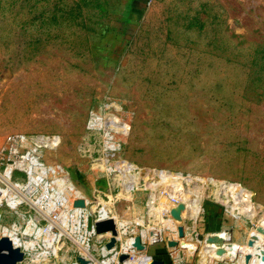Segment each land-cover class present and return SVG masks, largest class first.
I'll return each mask as SVG.
<instances>
[{
	"label": "rangeland",
	"instance_id": "obj_1",
	"mask_svg": "<svg viewBox=\"0 0 264 264\" xmlns=\"http://www.w3.org/2000/svg\"><path fill=\"white\" fill-rule=\"evenodd\" d=\"M14 133L58 138L43 160L62 167L89 225L105 204L121 242L143 233L133 259L160 233L184 264H217L201 256L208 233L234 231L242 247L264 237V0H0V146ZM179 204L180 221L167 213ZM54 217L0 204V237L36 243L18 264H77ZM28 220L52 226L55 254ZM98 237L93 261L117 264ZM237 251L218 260L242 264Z\"/></svg>",
	"mask_w": 264,
	"mask_h": 264
},
{
	"label": "built area",
	"instance_id": "obj_2",
	"mask_svg": "<svg viewBox=\"0 0 264 264\" xmlns=\"http://www.w3.org/2000/svg\"><path fill=\"white\" fill-rule=\"evenodd\" d=\"M40 136L45 135H27L23 133H14L8 134L5 137L4 142L0 146V185H5L6 188L0 187L5 189L6 191L10 192L12 196L10 198L11 202L18 201V204L12 208L9 203L6 201V197H2L0 200V204L5 201V205L10 208L11 210L16 211L17 208L22 205H27L29 208L37 211L38 214L42 216H53L62 223L66 222V224L62 225L64 228L69 230V233L72 235V240L74 242L82 241L87 246V257L90 261H93L95 248H92V252L89 251L90 248V240L97 238V241L100 244V253L103 256H109V261L116 260L117 264H121L118 261V257L121 253H127L129 258L134 257L135 249L130 246V244H126V241L121 242L120 240V229L116 222V217L112 214L111 210L105 205L102 204L100 207L96 208L93 211L94 218L92 219L93 222L89 225L88 217L92 216L87 212L86 205H81V208L77 210L75 203L78 201V196L75 195L74 190H76L74 184L70 189L68 187V182H70L63 173V169L59 165H49L46 164L43 160V153L47 149L53 148L58 143V138L56 144L54 145V136H45L48 137L47 141L44 140ZM114 142H106L104 144V148L106 152L115 151L116 149H112L110 147L111 144H115ZM51 143L50 145H48ZM116 145V144H115ZM117 148V147H116ZM106 161V160H105ZM103 166L105 167V163L103 162ZM8 168H11L8 171ZM119 168V165H118ZM110 171V169H107ZM18 174L22 176L23 179H14V175ZM19 180V181H16ZM21 181V182H20ZM134 185L137 183L134 182ZM133 184H127L129 187L130 185L134 186ZM130 189V187H129ZM77 191V190H76ZM151 202V201H150ZM148 206V205H147ZM148 210L150 208L148 206ZM148 211V212H149ZM168 214L170 213L167 212ZM54 217V218H55ZM111 218L115 221V227L117 231L116 237V244L111 250H106L104 244L108 241L111 234L109 232L104 234H98L94 228V222L100 221L104 219ZM68 221L71 223L68 224ZM38 221L35 222H27V226H31V230L33 231L36 228L42 229L43 237L40 240L42 246L45 249L51 248L55 241L54 235L52 236V226L48 225L46 228H41L37 226ZM69 225V227H68ZM25 232L24 229V233ZM69 235L68 233H66ZM124 235L126 233H123ZM51 235V236H50ZM155 236L153 239H148V241H155V240H163L160 236ZM141 238V243L145 244V240H143V234L139 235ZM44 237H52V244L49 246L44 241ZM20 238V237H19ZM21 239V238H20ZM165 244L169 248V253L171 256V264H184L185 259L189 258V255L186 256L183 253H175L180 245L179 241L177 246H168L167 242L170 241V238H167ZM173 240V238H172ZM22 241V240H21ZM26 242V241H23ZM92 246H94L92 244ZM23 254L27 249L21 248ZM197 254V253H195ZM198 255V254H197ZM148 260L145 262H149L153 259L152 256L147 255ZM25 257H23V262ZM20 262V263H21ZM199 264V263H198Z\"/></svg>",
	"mask_w": 264,
	"mask_h": 264
},
{
	"label": "bare ground",
	"instance_id": "obj_3",
	"mask_svg": "<svg viewBox=\"0 0 264 264\" xmlns=\"http://www.w3.org/2000/svg\"><path fill=\"white\" fill-rule=\"evenodd\" d=\"M95 114H93L92 116H94ZM117 129H119L120 131L122 130V129H120L119 127L117 128ZM43 140H44V142H46L47 141V139L48 138H45V137H41ZM56 141V139L54 138V140H53V142H54V145H55V142ZM51 143H49L48 145H50ZM11 168H8V171L10 170ZM68 186H70V185H68ZM234 190V189H233ZM240 190V189H239ZM237 190H236V188H235V192H236ZM238 192V191H237ZM75 193V195L76 196H78V193H77V191H75L74 192ZM232 193H234V191L232 192ZM9 195H11L10 194V192H8V191H6L5 189H2V188H0V200H1V198L2 197H6V201L9 203V205L12 207V208H14L15 207V205H17L18 204V201H15V202H11L10 201V198L12 197V196H9ZM237 196V195H236ZM248 200L249 199V196H246V198H245V200ZM241 202V201H240ZM247 203V202H246ZM166 205L167 206H170V205H173V203H171L170 201H166ZM193 206H194V209H195V204H194V202H193ZM237 205H235L234 207H236ZM197 207V206H196ZM233 207V208H234ZM173 208H177V207H173ZM172 208V209H173ZM184 209H185V206H184ZM184 209H182V211L184 210ZM241 209V208H240ZM78 210V209H77ZM233 210H235V209H233ZM181 211V212H182ZM181 212H180V218L179 219H176V220H178V221H180L181 220ZM194 215V214H193ZM114 219V218H113ZM114 221V220H113ZM28 222H32V220H28ZM116 222H117V220H116ZM114 223H115V221H114ZM117 224H118V222H117ZM116 226V225H115ZM119 227V226H118ZM120 229V228H119ZM16 230V229H15ZM14 229H8V228H6V227H4L3 228V231H5L7 234H6V236H8L11 240H12V242H13V244L14 245H20V248H23V249H28V248H33L34 246H35V242H31V243H28V242H23V241H21V240H19V239H17V237H16V235H17V232L15 231ZM28 230H31V226L30 225H28V227H26L25 228V232H27ZM42 232V229H37V232H36V234H40ZM120 233V236H121V231L119 232ZM154 233V232H153ZM108 234V233H107ZM258 235V234H257ZM256 235V236H257ZM51 236V235H50ZM155 236H156V234L154 233L153 235H151L150 234V237H153V238H155ZM254 236V235H253ZM254 237L255 239H254V244H253V247L252 248H250V249H248L247 250V247H242V246H240V245H237L236 244V242H234L233 240H232V235H231V232L230 231H227V230H224V231H222V232H212V233H208L207 234V237L205 236V238H204V241H205V245H204V251H203V253H201V256L202 257H204V256H206L205 258H208L209 256H210V254H212L213 255V257H214V261H215V259H219L220 257L219 256H217L216 254H215V250L216 249H218V248H225L226 249V253H225V255L229 252V251H232V252H230L231 253V255L233 254V252H235V251H237V250H242V252L244 253V252H250L251 253V255H252V258L250 259V261H249V263L248 264H261V263H264V261H262L261 260V258H260V256L262 255V254H264V237H261V236H257V237ZM127 241H126V244H130V246H133V243H134V238H132V239H130L129 237L126 239ZM44 241L47 243V244H49V245H47V246H49L50 247V245L52 244V237H45L44 238ZM22 242V243H21ZM213 245H212V244ZM77 244L79 245V248H80V254H81V256H83V257H86L87 256V251H88V249H87V246L84 244V242H82V241H79V242H77ZM210 245V246H209ZM178 246H179V244H178ZM51 248H52V245H51ZM55 248H52V253L53 254H55ZM144 251H139V253H143ZM191 254H195V252L193 251V252H191ZM134 255H136V250L134 251ZM224 255V256H225ZM208 256V257H207ZM223 256V257H224ZM233 256V255H232ZM237 256V255H236ZM225 258V257H224ZM227 258H229V257H227ZM148 260V258H147V256L146 255H138L137 256V258L136 259H133V257H131V258H129L128 260H126L125 261V263H136V262H142V261H147ZM209 260V259H208ZM107 261H108V263H109V259H107ZM205 261V260H204ZM90 262H92V263H94V264H98V262H96V261H90ZM211 262V261H210ZM206 263V262H205ZM27 264H34V263H32V262H29V263H27ZM242 264H245L244 263V260H243V258H242Z\"/></svg>",
	"mask_w": 264,
	"mask_h": 264
},
{
	"label": "water",
	"instance_id": "obj_4",
	"mask_svg": "<svg viewBox=\"0 0 264 264\" xmlns=\"http://www.w3.org/2000/svg\"><path fill=\"white\" fill-rule=\"evenodd\" d=\"M78 204V203H77ZM80 205H83V201L79 202ZM184 209V205L179 204L177 208H173L170 211L171 216H173L176 219L180 218V212ZM94 228L96 233L98 234H104L109 232L111 236L109 237L108 241L104 244L106 250H111L115 244H116V237H117V231L115 227V223L113 219L108 218L100 221H95L94 222ZM178 235L179 237H183V228L181 226L178 227ZM255 236H251L247 240L246 247L247 250L253 247L254 244V238ZM130 239L136 238L135 242L133 243L132 248H134L136 251H146L147 246L143 243H141V238L139 235H132L129 237ZM178 242L175 240H170L167 242V245L172 247V246H177ZM226 253L225 248H218L215 250V254L219 257H223ZM235 252V254H237ZM24 254L23 251L21 250L20 247L15 246L12 242V240L8 236H1L0 237V264H18L23 260ZM252 258V255L250 252H244L243 253V260L245 264H248L250 259ZM261 260L264 261V254L260 256ZM129 259V255L127 253H121L118 257V261L121 264H165V262L161 259L153 258L149 262H136V263H125L126 260ZM77 264H89L90 260L86 257H83L81 255L76 257ZM215 262L217 264H230L228 260L223 259H215Z\"/></svg>",
	"mask_w": 264,
	"mask_h": 264
},
{
	"label": "crops",
	"instance_id": "obj_5",
	"mask_svg": "<svg viewBox=\"0 0 264 264\" xmlns=\"http://www.w3.org/2000/svg\"><path fill=\"white\" fill-rule=\"evenodd\" d=\"M140 234H143V233H139L138 235H140ZM231 235H232V238L233 237L235 238V232L234 231L231 232ZM149 236H150V233H149ZM232 240L234 241V239H232ZM236 242L242 243L240 241H236ZM151 243H155L154 246H153L154 247L153 254L151 256L154 257V258H157V259H162L165 262V264H171V262H172L171 260L172 259H171L170 253H169V248L166 246V244H164L162 242V240L151 241ZM160 247H162L163 250ZM147 249H149V246L147 247ZM94 254H96V253L94 252ZM165 257H167V259H165ZM188 263H189V261L186 264H188Z\"/></svg>",
	"mask_w": 264,
	"mask_h": 264
}]
</instances>
